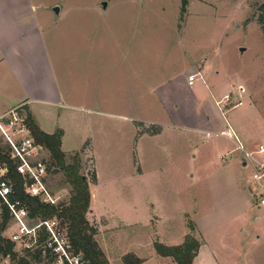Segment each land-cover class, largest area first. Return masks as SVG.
<instances>
[{
	"label": "rangeland",
	"instance_id": "rangeland-1",
	"mask_svg": "<svg viewBox=\"0 0 264 264\" xmlns=\"http://www.w3.org/2000/svg\"><path fill=\"white\" fill-rule=\"evenodd\" d=\"M39 1L48 8L51 29L46 39L52 57L55 58L57 50L66 56L74 51L80 55L107 56V71L98 79L95 76L91 84L112 89L110 112L140 119L155 116L158 111L150 107L151 103L143 99L141 106L140 93L138 97L128 93L127 106H120L113 99L123 97L124 92L120 93L119 89L131 87L135 79L139 83L142 78L145 89L150 82L168 76L180 58L191 56L193 60L203 59V73L208 84L216 88L211 89L216 100L231 94L229 99L225 98L227 103H221L227 120L245 131L256 150L264 144V24L260 23V6L264 0H188L184 14L182 0ZM56 7L63 8L59 18L54 12ZM154 70L160 75L149 73ZM84 76L86 79V73ZM86 84L81 78L79 86L86 87ZM204 96L211 97L208 92ZM239 102L243 105L235 107ZM131 125L146 130V124H127L122 140L109 141V136L96 135L99 201L118 220L98 222L99 218L91 210L86 218L92 226L103 228L100 235L97 233L96 241L109 264H122L129 254L146 259L143 264H159L153 243L179 246L186 235H193L191 221L202 226L207 246L195 264H213L208 259L209 250L218 258V264H264V207L260 206L264 180L256 182L252 178L258 165L242 166L241 152L221 140L217 141L221 143L220 155H212V163H209L211 157L201 153L210 145H199L198 158L193 161L194 170L190 174L189 148L180 137L176 139L173 134L165 133L156 140L144 139L140 143L142 169L148 173L147 182L141 184L134 176L138 169L135 163L141 156L137 158V139L132 135ZM97 127L100 130L102 126L97 124ZM223 143L226 144L223 146ZM231 150V154L226 152ZM76 153L65 155L67 164L74 163ZM222 155L227 160L233 155L230 172H220L225 165ZM256 157L264 160V154L257 153ZM43 158L51 163L47 149ZM79 158L80 174L86 177L91 192V186L97 182L95 159L85 153ZM55 170L52 167L48 185L54 193L65 196L68 203L71 187L64 174L54 173ZM241 184L248 188L250 196L247 193L242 198L236 194L234 186ZM152 205L161 220L154 217L149 222ZM197 210H200L199 216L195 215ZM212 216L217 220L213 221ZM37 220H29L28 226L32 228ZM240 229L241 235H254L256 244L241 248L236 238ZM16 231L17 226L10 218L3 236L10 239ZM14 251L21 253L30 264H58L52 254L47 257L44 253L38 256L36 251L27 253L20 244ZM20 259V256L15 261L0 257V264H19Z\"/></svg>",
	"mask_w": 264,
	"mask_h": 264
},
{
	"label": "crops",
	"instance_id": "crops-1",
	"mask_svg": "<svg viewBox=\"0 0 264 264\" xmlns=\"http://www.w3.org/2000/svg\"><path fill=\"white\" fill-rule=\"evenodd\" d=\"M47 12L48 8L43 7L39 0H0V116L22 105L23 112L27 117L32 118L42 132L50 135L58 131L62 132L61 149L65 155L76 152L85 153L95 159L97 182L91 186L92 209L90 210L99 218L96 219L98 222L113 221L116 214L112 210L106 209L105 204L99 201L101 183L96 162V157H98L97 133H100L101 136H109V141L113 138L122 140V136L127 130V124H146L145 131H142L138 126L133 128L131 125L132 135L137 139V158L140 155L138 151L140 143L144 139L156 140L165 133L173 134V138L176 139L178 136L189 148L190 174L194 170L193 163L198 158L199 145L201 143L210 145L201 153L204 157L206 154L207 157H211L209 163H212L213 156L220 155L218 150L221 148V143H219L221 140L232 144L236 151L241 152L242 166L247 167L248 163L254 167L257 166V162L260 160L256 155L260 147H264V144L261 143L256 150L245 131L239 125L227 120L221 103L223 101L227 103L225 98L231 94H227L221 100H216L212 96L211 89L214 87L208 84L207 76L203 73L205 68V63L201 62L203 59L193 60L191 56L182 57L178 61V66L173 67L168 76L162 77L156 82H150L145 89L142 78L139 83L138 78L135 79L133 85L127 89H119L120 93L124 92V96L117 97L113 101H119L120 106L121 104L127 106V94L132 93L138 97L137 95L140 93L141 106H143L144 99L151 103L150 107H154L158 111L152 118L140 119L132 116L127 117L121 113H112L109 111L112 102L110 96L112 89L106 85L105 88H101L91 84L95 76L98 79L101 73L107 71V56H95L91 53L80 55L75 51L71 56H66L57 50L55 58L52 57L51 53L53 52L49 49L50 44L46 39L48 31L51 29ZM62 12L63 8L60 9L58 18ZM67 60L71 63H68ZM149 73L160 75L157 70ZM198 73L200 75L194 79L193 85H189V77ZM81 78L87 83L86 87L79 86ZM205 92H208L211 97H205ZM97 95H100L99 98ZM242 105L243 103L238 106ZM97 116L100 117L98 121H96V118H99ZM82 120L83 124L80 123ZM97 124L102 126L100 130L96 129L98 128ZM0 137L2 138L0 141L5 143L1 132ZM225 144L223 143V146ZM110 151H112L111 146L109 154H111ZM226 152L231 154L232 150ZM249 154L253 157H249ZM140 156L141 159L138 158L137 164L135 163L138 165V169L134 176L141 184H145L148 173L142 169L144 160L143 156ZM228 160L227 156L222 155L225 165L220 171L221 173L224 170L230 172L232 169L230 161L233 160V155H230ZM189 177L194 179L193 175ZM234 187L238 196L243 198L247 193L250 196L248 188L243 184ZM196 198L197 201L200 200V198ZM149 213L151 216L149 222L154 217L161 220L156 215L158 213L154 205L150 208ZM199 213L200 210H197L195 215L199 216ZM183 215L187 217L188 213ZM212 217L213 221L217 220L214 216ZM116 220L118 219L116 218ZM191 222L195 226V230L191 232L201 243L198 255L193 262L195 264L200 253L207 246L204 245L205 234L202 226L197 221ZM95 227L100 235L103 228ZM242 232L243 230L240 229L236 236L237 243L241 248L243 246V249H247L249 245H254V242L256 244L257 239L254 235L249 233L241 235ZM99 235L97 236L99 237ZM100 246H102L101 243ZM209 251L210 262L218 264L217 257L212 254L211 250ZM156 256L160 258L158 259L159 264H177L173 262L174 260L169 261L171 260L169 257ZM139 259L142 260V264L146 260Z\"/></svg>",
	"mask_w": 264,
	"mask_h": 264
},
{
	"label": "trees",
	"instance_id": "trees-1",
	"mask_svg": "<svg viewBox=\"0 0 264 264\" xmlns=\"http://www.w3.org/2000/svg\"><path fill=\"white\" fill-rule=\"evenodd\" d=\"M187 6L188 0H182L183 14L186 13ZM260 11L262 12L260 23L263 25L264 3L260 6ZM28 121L33 138L38 144L45 146L50 152V168L52 169L53 167L56 169L54 173L62 172L64 174L66 182L71 187V196L68 203L65 202L57 208L44 205L38 198H31L26 195L22 187V177L16 169V161L11 159L9 147L0 141V166L6 165L8 168L6 177L12 182L15 191L13 200L20 199L26 204L31 219H58L67 231L73 253L75 255H81L84 264H109L108 259L96 241L98 231L86 218L90 211L91 192L86 177L80 174L81 162L79 156L81 153H76L74 163L67 164L66 156L61 149L62 132L58 131L53 135L46 134L37 127L32 118L28 117ZM1 205L2 201L0 199ZM1 208L0 257L10 258L15 261L20 256L19 264H30V261L23 257L21 253L14 251L16 245L3 236V232L6 230L10 221V215L6 207L2 205ZM189 227L191 231L195 230L193 223ZM46 240L47 236L43 233V239L40 241L43 242V249L36 250V253L39 252L38 256H41L42 253L47 257L51 255L47 244H44ZM200 247L201 243L191 234L187 235L184 243L179 246H166L159 242L154 243L155 251L159 256L172 258L177 264H193ZM123 263L142 264V260L136 255L129 254L124 257Z\"/></svg>",
	"mask_w": 264,
	"mask_h": 264
},
{
	"label": "built area",
	"instance_id": "built-area-1",
	"mask_svg": "<svg viewBox=\"0 0 264 264\" xmlns=\"http://www.w3.org/2000/svg\"><path fill=\"white\" fill-rule=\"evenodd\" d=\"M199 75V73L191 75L189 85H193L194 79ZM226 98L229 99V96ZM241 104L239 102L236 106ZM0 132L5 144L9 147L11 159L16 161V169L22 177L25 194L31 198H38L47 206L58 208L65 203L66 197L54 193L48 185L51 168L49 162L43 158L46 155V147L38 144L33 138L28 117L23 112L22 105L0 116ZM258 153L264 154V147H260ZM248 156L253 157L251 154ZM257 165L252 178L256 182H262L264 160L258 161ZM7 174V166H0V199L17 226V231L10 236L9 240L15 245H23L27 252H34L43 249V242L40 241L44 233L47 236L44 244H47L58 264H84L82 256L73 253L67 231L58 219H31L26 204L20 199L13 200L15 191L12 182L6 177ZM260 206L264 207V194L260 195ZM29 220H37V223L30 228Z\"/></svg>",
	"mask_w": 264,
	"mask_h": 264
},
{
	"label": "water",
	"instance_id": "water-1",
	"mask_svg": "<svg viewBox=\"0 0 264 264\" xmlns=\"http://www.w3.org/2000/svg\"><path fill=\"white\" fill-rule=\"evenodd\" d=\"M103 6H104V9H106L107 4L104 3ZM54 12L56 13V15H59V13H60V9H59L58 7H56V8H54ZM241 51L244 52L245 50L242 49Z\"/></svg>",
	"mask_w": 264,
	"mask_h": 264
}]
</instances>
